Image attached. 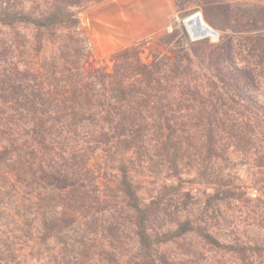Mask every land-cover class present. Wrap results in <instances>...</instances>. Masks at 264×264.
Listing matches in <instances>:
<instances>
[{
	"label": "trees",
	"instance_id": "trees-1",
	"mask_svg": "<svg viewBox=\"0 0 264 264\" xmlns=\"http://www.w3.org/2000/svg\"><path fill=\"white\" fill-rule=\"evenodd\" d=\"M100 1L0 0V264H264V0H174L169 53L110 71L77 16Z\"/></svg>",
	"mask_w": 264,
	"mask_h": 264
},
{
	"label": "rangeland",
	"instance_id": "rangeland-1",
	"mask_svg": "<svg viewBox=\"0 0 264 264\" xmlns=\"http://www.w3.org/2000/svg\"><path fill=\"white\" fill-rule=\"evenodd\" d=\"M77 16L92 51V66L104 67L109 71L112 70L113 55L127 46H140V56L144 62L151 61L153 51L169 53L168 48L160 42V38L172 31L180 21L174 0H101L78 9ZM215 30L219 32L218 35L205 37L218 41L221 32ZM234 159L245 181L250 183L252 166H240L241 159L237 157ZM194 175L195 172L189 170L183 174L184 191L192 201L203 205L204 186L192 182ZM151 189L152 184L146 182L145 197H149ZM30 250L31 246H26V251ZM30 264L45 263L41 259L30 257Z\"/></svg>",
	"mask_w": 264,
	"mask_h": 264
},
{
	"label": "bare ground",
	"instance_id": "bare-ground-1",
	"mask_svg": "<svg viewBox=\"0 0 264 264\" xmlns=\"http://www.w3.org/2000/svg\"><path fill=\"white\" fill-rule=\"evenodd\" d=\"M188 27L193 36L216 35V32L210 27L200 15H194L187 19Z\"/></svg>",
	"mask_w": 264,
	"mask_h": 264
},
{
	"label": "water",
	"instance_id": "water-1",
	"mask_svg": "<svg viewBox=\"0 0 264 264\" xmlns=\"http://www.w3.org/2000/svg\"><path fill=\"white\" fill-rule=\"evenodd\" d=\"M194 15H200V16L203 17L202 13L198 11V12H195V13H193V14L187 16V17L183 20V22H184L185 26L187 27V30L189 31V34H190V36H191V38H192L193 40H195V39H199V38H202V37H205V36H193V35L191 34V31H190V29H189V27H188V24H187V19H188L189 17H191V16H194ZM212 29H213V28H212ZM213 30L216 32L217 35L219 34V32L216 31L215 29H213Z\"/></svg>",
	"mask_w": 264,
	"mask_h": 264
}]
</instances>
